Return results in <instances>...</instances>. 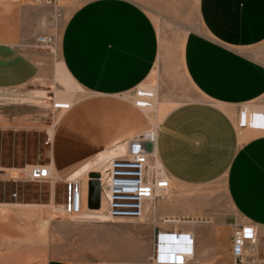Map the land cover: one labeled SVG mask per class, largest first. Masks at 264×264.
I'll return each instance as SVG.
<instances>
[{"label": "crops", "instance_id": "1", "mask_svg": "<svg viewBox=\"0 0 264 264\" xmlns=\"http://www.w3.org/2000/svg\"><path fill=\"white\" fill-rule=\"evenodd\" d=\"M12 5L0 16V94L57 78L48 52L27 55L21 49L20 42L38 35L54 37L58 64L83 94L68 108L58 105L48 164L57 182L82 179L91 212L81 218L107 221L94 218L103 201L92 163L119 152L157 119L156 159L175 195L171 202L157 198L155 212L147 207L145 215L151 212L157 223L165 217L190 221L180 226L194 236L195 254L187 264H260L256 257L239 263L232 245L245 224L258 229L264 245V129L242 125L243 111L252 115L251 123L254 113L264 116V0H196L197 24L180 43L181 65L196 98L182 102L172 101L156 19L138 3L83 2L57 36L45 24L51 5ZM139 89L153 91L156 109L136 104L138 98L145 108L152 106L153 97L145 99ZM19 115L1 110L0 128L20 121ZM221 190L229 208L216 197ZM47 264L75 263L55 258Z\"/></svg>", "mask_w": 264, "mask_h": 264}, {"label": "rangeland", "instance_id": "2", "mask_svg": "<svg viewBox=\"0 0 264 264\" xmlns=\"http://www.w3.org/2000/svg\"><path fill=\"white\" fill-rule=\"evenodd\" d=\"M86 1L57 0V5L51 6L52 15L46 14V26L57 36L73 9ZM132 1L156 19L162 43L166 44L165 72L171 76L167 82L171 87L172 101L196 98L181 65L180 44L189 26L197 24L196 0ZM21 2L40 5L41 1L0 0V16L11 12L13 3ZM38 38L39 35L32 42H20L21 49L27 55H32L34 50L48 52L53 59L52 70L54 74L57 73V78L48 81L38 78L35 83L15 90L13 94H0V111L12 112L16 109L20 113V121L12 123L11 127L0 128V264H47L55 258L75 264H156L153 259L156 230L187 231L180 227L187 223L165 224L162 219H158L157 223L151 212L142 220L105 221L106 204L101 212L94 214V218H103L105 222L84 221L81 215L67 212L64 205L65 184L62 181L57 182L54 191V184L50 181L15 180L20 176L17 169L50 163L51 144H46V139L51 133L50 128H54L61 115L62 108L55 102L58 93L70 89L75 100L83 97L78 87L63 83L57 47L37 44ZM138 92L142 93L143 90L139 89ZM149 95L153 97V108H149L156 109L153 104L156 96ZM153 121L147 129L158 126L159 120ZM104 163L96 164L92 171L101 170ZM174 192L172 185L169 194L161 198L171 202ZM216 197L229 208L222 190ZM100 207L96 208L97 211ZM148 207L155 212L154 203ZM84 211L82 216L91 212L86 206ZM162 226L171 228L163 229Z\"/></svg>", "mask_w": 264, "mask_h": 264}, {"label": "built area", "instance_id": "3", "mask_svg": "<svg viewBox=\"0 0 264 264\" xmlns=\"http://www.w3.org/2000/svg\"><path fill=\"white\" fill-rule=\"evenodd\" d=\"M48 5H57V0H40ZM42 46L52 47L54 37L50 35L38 38ZM59 94V93H58ZM145 99L150 97L140 93ZM61 96L67 94L60 93ZM140 96V95H139ZM143 100L137 99L141 106ZM146 101V100H144ZM145 105V104H143ZM254 122L250 127L264 129V116L254 113ZM243 126H248L246 116ZM52 136L48 134L46 144H51ZM122 152L110 157L101 170L93 171L99 182L102 196L106 197L109 219L141 220L150 204L157 198L169 194L172 183L163 167L156 162L157 130L152 127L134 136L124 143ZM20 176L15 180L50 181L55 179L49 165H27L19 169ZM65 184L67 212L80 215L86 206L85 187L81 178L74 177L62 180ZM16 195V194H15ZM165 219V221H164ZM190 222L185 218L165 217L162 223L180 224ZM195 224V221H192ZM170 245V246H169ZM194 236L191 232L181 230L158 231L155 237L154 261L156 264H187L194 257ZM232 254L239 263L256 257L264 264V245L258 229L252 224H245L234 234Z\"/></svg>", "mask_w": 264, "mask_h": 264}, {"label": "bare ground", "instance_id": "4", "mask_svg": "<svg viewBox=\"0 0 264 264\" xmlns=\"http://www.w3.org/2000/svg\"><path fill=\"white\" fill-rule=\"evenodd\" d=\"M59 70L61 71V73H63V79H62V81H63V83H65L67 86L68 85H74L73 84V82L71 81V79H69V77H68V75H66V73H65V71L63 70V68H62V66L60 67L59 66ZM147 92V91H146ZM60 93H62V94H69V96H61L60 95ZM59 93V95L58 96H56V105H63V107L62 108H68V107H70V105H71V102H72V98H73V92L70 90V89H68V90H65V91H61ZM148 94H153V91H148L147 92ZM142 106H143V109H145V110H150V108L148 107V108H145V105H143V104H145V103H140ZM147 106V105H146ZM153 106V105H152ZM151 106V109L153 108ZM142 108V107H141ZM246 121L248 122V126H249V124L251 123V120H252V115L250 114V113H247L246 112ZM50 134V136H51V133H49ZM124 145L125 144H123V145H120V151L119 152H122L123 151V149H124ZM114 151V149L113 150H111V152H113ZM118 152H116L115 154H117ZM115 154H110V155H108L104 160L100 157V158H97L92 164H97V163H100L102 160L103 161H107L110 157H112L113 155H115ZM156 162L157 163H159L158 161H157V159H156ZM104 166V165H103ZM51 168V167H50ZM52 170V169H51ZM73 177H77V176H73ZM102 208L105 206V204H106V208H105V218L108 220V221H111L110 219H109V216H108V214H107V201H106V197L105 196H102ZM84 212V211H83ZM82 212V213H83ZM82 213L80 214V215H82ZM79 215V216H80ZM115 220H117V221H121V220H135V219H115ZM142 220V219H141ZM112 221H114V220H112ZM164 221H165V219H164ZM170 246V245H169ZM154 259V258H153Z\"/></svg>", "mask_w": 264, "mask_h": 264}, {"label": "water", "instance_id": "5", "mask_svg": "<svg viewBox=\"0 0 264 264\" xmlns=\"http://www.w3.org/2000/svg\"><path fill=\"white\" fill-rule=\"evenodd\" d=\"M156 233H158V230H156Z\"/></svg>", "mask_w": 264, "mask_h": 264}]
</instances>
